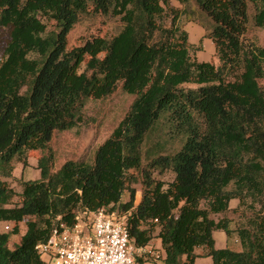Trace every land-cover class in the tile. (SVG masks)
<instances>
[{
	"label": "trees",
	"instance_id": "obj_1",
	"mask_svg": "<svg viewBox=\"0 0 264 264\" xmlns=\"http://www.w3.org/2000/svg\"><path fill=\"white\" fill-rule=\"evenodd\" d=\"M179 1L181 8L169 0H0V222H11L12 234L26 226L12 248L9 232H0V264H46L35 245L59 223L71 226L78 213L100 208L127 215L135 246L158 229L163 264H193L200 246L212 264H264V45L245 37L249 25L264 29V0ZM89 12L122 26L67 52L68 32ZM183 19L204 28L218 65L195 58L201 44L188 42ZM118 82L134 98L93 160L53 171L49 151L38 160L39 178L21 181L13 204L6 181L13 163L49 149L54 131L81 122L87 98L110 95ZM161 120L184 138L173 153L147 152L144 167L142 146ZM154 169L173 179H155ZM133 171L141 174L137 204ZM215 229L236 232L242 250L215 248Z\"/></svg>",
	"mask_w": 264,
	"mask_h": 264
},
{
	"label": "rangeland",
	"instance_id": "obj_2",
	"mask_svg": "<svg viewBox=\"0 0 264 264\" xmlns=\"http://www.w3.org/2000/svg\"><path fill=\"white\" fill-rule=\"evenodd\" d=\"M183 25V24H182ZM122 24L116 17L109 15L87 13L83 14L77 23L70 29L66 36V50L72 52L78 46L82 45L91 36H101L110 39L121 28ZM54 28V22H47V30ZM248 39H255L260 45H264V29L253 27L249 28L245 34ZM203 47V46H202ZM202 47L195 49L201 51ZM195 51L193 55H195ZM205 52V49H203ZM103 54L100 53V56ZM88 56L84 57L83 62L79 67V71H85V63ZM210 61V60H209ZM212 63L218 65L216 56H213ZM90 74V71H86ZM264 83V80H260ZM184 87H196L195 84H183ZM25 88H23L24 90ZM134 96L125 93L121 88V82L117 83L116 89L108 96L102 98L89 97L85 100L82 108L81 122L68 130H56L53 132L49 149L30 150L27 153L26 164L14 162V169L12 176L6 181L15 190L16 195L12 199V203L20 201L19 192L21 191L20 182L23 180L36 179V169L38 160L42 156L48 155L51 152V170L58 169L63 162L67 160H84L91 162L93 154L98 146L118 124L129 109V106ZM158 123L154 131L150 132L142 146L143 165L146 166L147 156L156 155L157 153L167 154L173 153L180 148L182 139L184 138L180 131L175 128V123L165 122ZM171 125V128H170ZM169 126V127H168ZM155 179L170 182L173 179V173L170 170L159 172L154 169L151 171ZM137 178L135 183V199L134 203L137 204L142 195V183L140 171H133ZM14 175V176H13ZM37 176H40L38 174ZM128 198V193L124 192L122 201ZM6 222H0V232L3 231V226ZM26 229L23 222L19 224V233L11 235L8 246L12 248L19 240L20 234Z\"/></svg>",
	"mask_w": 264,
	"mask_h": 264
},
{
	"label": "built area",
	"instance_id": "obj_3",
	"mask_svg": "<svg viewBox=\"0 0 264 264\" xmlns=\"http://www.w3.org/2000/svg\"><path fill=\"white\" fill-rule=\"evenodd\" d=\"M2 222L3 232L11 231L13 224ZM126 223V214L83 211L73 225L53 227L35 249L46 264H141L137 255L142 246L130 240Z\"/></svg>",
	"mask_w": 264,
	"mask_h": 264
},
{
	"label": "crops",
	"instance_id": "obj_4",
	"mask_svg": "<svg viewBox=\"0 0 264 264\" xmlns=\"http://www.w3.org/2000/svg\"><path fill=\"white\" fill-rule=\"evenodd\" d=\"M169 4L175 8H181L183 6V4L179 0H169ZM182 24L183 28L187 32L188 42L193 46H197L199 45V43L201 44V47L203 46L201 51H195V58L198 61H206L212 63L213 56H216L215 45L211 38L205 36L204 28L197 22L191 20L183 19ZM203 49H205V52H203ZM36 170L37 171L35 176L37 179L39 178V176H37L39 174V169ZM237 203V199H231L228 203V208H235L237 206ZM223 215L224 214L222 213L215 214L213 215V218L217 221ZM226 215L230 218L234 217L231 212L226 213ZM233 227L234 222H231L229 228L232 229ZM157 230L158 229H156V231L153 233L152 239L146 245L139 248L137 256L138 260L141 261L143 264H163L165 252L161 247L160 238L155 235ZM22 234H20V236ZM212 236L214 240V246L217 249L229 248L235 251L242 250L238 236L234 231H231L230 234L227 235L222 229H215L212 232ZM194 252L197 254V256L194 259L193 264H212V258L211 256L207 255L206 249L204 247H196L194 249Z\"/></svg>",
	"mask_w": 264,
	"mask_h": 264
}]
</instances>
